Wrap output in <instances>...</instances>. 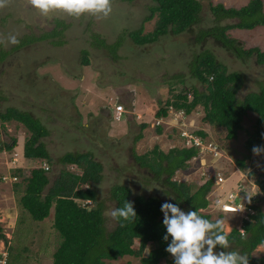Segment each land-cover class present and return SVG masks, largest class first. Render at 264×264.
I'll return each instance as SVG.
<instances>
[{
  "label": "rangeland",
  "instance_id": "rangeland-1",
  "mask_svg": "<svg viewBox=\"0 0 264 264\" xmlns=\"http://www.w3.org/2000/svg\"><path fill=\"white\" fill-rule=\"evenodd\" d=\"M248 1L200 0L201 20L192 31L161 35L155 42L137 45L124 33L142 24L155 0H112V12L107 18L90 14L77 18L61 11L44 16L28 0H10L0 9V112L7 107H17L31 113L46 127L48 134L40 140L51 157V162L45 163L49 166L50 178L63 168L58 159L65 152L91 151L94 159L102 163V179L95 187L98 199L103 201V224L107 230L116 225L110 215L116 209L113 186H128L133 195L150 196L159 191L150 169L141 167L135 157L152 149L155 143L165 150L188 145L177 138V134L187 139L184 132L202 129L206 132L205 142H201L200 147L202 153L190 159L183 171L176 170L173 179L198 186L205 181L206 175H213L214 180L221 175L223 181L213 182L206 195L209 204L200 211L208 213L211 219L223 220L225 232L233 227L240 229L245 216L243 209L224 211L221 206H216V201L224 199V193L234 187L236 190V186L242 184L243 202L248 200L247 195L252 196L250 200L257 197L255 204L264 213V200H260L261 193L254 183L259 173L254 167L260 164L262 155L249 154L245 169H240L235 161L246 154L245 140L255 129L256 113H245L241 121L243 128L233 139L227 138L224 127L203 122L201 105L188 115L171 108L166 117L156 118L154 114L171 93L185 87H200L198 79L189 74L187 64L203 48L209 47L226 65L227 71L241 72L243 85L237 92L238 97L264 86V64L256 63L254 55L242 62L214 46L210 40L201 45L194 42L200 27L213 25L210 4L222 3L226 7L238 8ZM56 20L66 25V43L62 46H52L48 38L19 47L8 42L9 36L14 35L21 42L26 40V35L39 36L48 32ZM155 20L156 16L145 22L143 32L151 30ZM227 33L239 40L244 48L258 47L264 51V26L251 30L236 28ZM92 34L100 35L107 43L120 36L115 55L106 48L93 45ZM84 49L88 51V65L83 64ZM176 74L182 77L172 79ZM117 103L123 105L122 118L118 121L109 118L106 110L109 108L114 112ZM142 122L148 125L142 129L143 137L134 142ZM158 125L162 127L161 133L156 131ZM30 134L21 122L0 119V148L16 139L14 148L0 150V225L7 239L6 242L0 239V264H51L52 254L61 241L53 226L54 203L49 215L39 221L20 202L28 185L24 177H29L40 162L23 156L22 147ZM170 141L173 143L169 144ZM67 168L79 172L73 165ZM252 169H256L253 175L249 172ZM227 181L228 189L225 187ZM51 183L44 187L42 194ZM78 202L92 205L86 200ZM151 247L148 244L142 255L146 256ZM251 255H264V243L258 245ZM104 262L140 264V257L123 255L104 259Z\"/></svg>",
  "mask_w": 264,
  "mask_h": 264
},
{
  "label": "trees",
  "instance_id": "trees-1",
  "mask_svg": "<svg viewBox=\"0 0 264 264\" xmlns=\"http://www.w3.org/2000/svg\"><path fill=\"white\" fill-rule=\"evenodd\" d=\"M122 1L131 2L132 0ZM155 1L142 24L137 29L124 33L137 45L155 42L161 35H176L192 31L201 20L200 0ZM210 12L213 15V25L200 27L194 38L195 43L201 45L210 40L214 46L242 62L254 55L256 63L264 64V51L258 47L244 48L239 40L230 37L227 33L228 30L236 28L251 30L257 26H264L263 0H249L238 8L226 7L222 3L210 4ZM155 16L156 20L151 30L143 32V24L151 21ZM226 20L232 21L223 22ZM65 26L62 21L56 20L52 30L39 36L26 35V40L19 42L15 47L47 38L52 46H62L66 43ZM120 39L118 36L114 42L107 43L100 35L92 34L91 43L96 47L106 48L115 55ZM87 56L88 51L82 50L85 65L90 63ZM187 66L189 74L201 83L200 87H185L178 92H173L170 87V92L173 93L165 98L162 104H160L161 100L158 102L160 106L154 116L166 117L169 108L174 112L182 111L183 115H188L197 105H201L204 109L203 122L224 127L227 138L233 139L237 136V131L243 128L241 121L245 113L248 111L256 113L255 129L245 140L246 154L235 159L237 166L245 169V160L249 154H252L253 146H264V135H262L264 134V86L238 97L237 92L243 85L241 72L227 71L226 65L209 47L197 52ZM181 77V74H176L172 76V79ZM0 119L21 122L30 130V137L22 147L24 157L36 162L40 161L39 164L51 162L49 152L40 140L48 134V130L40 120L17 107H7L4 112H0ZM147 125L146 122L140 124V130L134 142L142 137V129ZM156 131L161 133L162 127L158 125ZM189 134L192 136L190 141L198 136L202 143L205 142L204 130H195ZM181 136L177 134L178 138ZM182 139L185 143L186 138ZM15 146L16 139L13 138L11 143L4 144L0 150ZM201 153L200 146L193 143L181 147L174 146L166 152L160 150L158 144H155L152 149L136 156L141 167L150 169L152 180L157 182L159 191L150 196L133 195L128 186H113L111 190L112 197L116 200V208H122L127 200L132 201L137 215L129 220L115 218L116 225L112 230H107L103 224V201L98 199V191L95 187L102 179L103 166L100 161L94 159L91 151L63 153L58 159L63 168L51 178L47 172L49 166L47 165L48 169H45L42 164L40 166L38 164L31 170L29 177H24L28 185L20 202L32 217L39 221L49 215L50 207L54 203L53 226L58 231L61 241L52 254L51 264H105L104 259H116L123 255L140 257V264H161L163 261L173 264L171 255L165 251L171 237L169 241L162 239L166 229L162 224L161 204L165 201L176 203L185 211L196 210L205 219L217 220L211 219L208 213L200 211L209 204L206 195L214 182L213 175H206L205 181L198 186L188 181L173 179L176 170L185 169L188 161ZM261 155L260 164L257 163L254 167L259 169L254 183L261 193L260 200H264V153ZM69 165H75L79 172L70 171L67 168ZM256 169L249 172L253 175ZM51 181L47 191L42 194L44 187ZM76 199L90 200L92 205H82ZM256 199L257 197L247 202L241 228L233 227L229 231L231 248L227 250L247 254L249 264H264V255L259 257L251 255L253 250L264 242V213L255 204ZM0 239L7 241L1 225ZM148 244L152 247L147 255L143 256L142 253ZM216 250L223 249L218 246Z\"/></svg>",
  "mask_w": 264,
  "mask_h": 264
},
{
  "label": "clouds",
  "instance_id": "clouds-1",
  "mask_svg": "<svg viewBox=\"0 0 264 264\" xmlns=\"http://www.w3.org/2000/svg\"><path fill=\"white\" fill-rule=\"evenodd\" d=\"M9 3L10 0H0V9ZM28 3L44 16L61 11L77 18L84 14L107 18L112 12V0H28ZM8 42L19 43L14 35L8 37ZM251 151L254 155H260L264 153V146H253ZM251 197L247 195L249 200ZM223 202L217 200L216 206L220 207ZM160 212L166 229L162 239L169 241L171 237L165 251L171 255L173 264H249L247 254L227 250L231 248L230 233L224 231L223 220L205 219L196 210L185 211L179 204L168 201L161 204ZM110 215L114 219L129 220L135 218L137 213L133 202L127 200L122 208L113 209ZM218 246L223 250L217 251Z\"/></svg>",
  "mask_w": 264,
  "mask_h": 264
},
{
  "label": "built area",
  "instance_id": "built-area-1",
  "mask_svg": "<svg viewBox=\"0 0 264 264\" xmlns=\"http://www.w3.org/2000/svg\"><path fill=\"white\" fill-rule=\"evenodd\" d=\"M114 118L116 120H119L122 116V112H123V105L121 103H117L115 104V109H114ZM184 135L186 134L187 139H186V143L188 144H195V145H199L200 146V139L198 137H193V140L190 141V138H192V136L189 133H183ZM44 168L48 169L47 164L44 163ZM220 181H223V177L221 175H218L214 182L215 183H220ZM240 183V182H239ZM235 187L233 188V190L228 191L226 193H224V199H220L218 198L217 200H222L224 201L223 204L221 205V209L224 211H238L239 209H243V211L245 212L247 210L246 208V204L247 202H249L250 200L246 199L245 201L247 202H243L242 200V192L244 191V187L242 184H238L236 186V190H234ZM88 202H91L90 200H86Z\"/></svg>",
  "mask_w": 264,
  "mask_h": 264
},
{
  "label": "crops",
  "instance_id": "crops-1",
  "mask_svg": "<svg viewBox=\"0 0 264 264\" xmlns=\"http://www.w3.org/2000/svg\"><path fill=\"white\" fill-rule=\"evenodd\" d=\"M106 110H107V112H108V115L107 116H109V118L111 117V119L114 117V112H113V110H110L109 108H106ZM113 120H115L114 118H113ZM185 129V128H184ZM180 131H182L181 129H179ZM178 130V131H179ZM180 131H179V133H180ZM179 136H180V134H179ZM143 137V136H142ZM177 137V136H176ZM178 138V137H177ZM141 139V138H140ZM182 141H183V139L182 138H180ZM169 140H173V139H169ZM169 144H172L173 142L172 141H170V142H168ZM154 144V143H153ZM155 144H157V143H155ZM155 144H154V146H155ZM153 146V147H154ZM159 146V145H158ZM160 150H162V151H168L169 150V148H167L166 150L165 149H163V147H160ZM85 151H87V150H84V151H79V152H85ZM72 166V165H71ZM73 167L74 168H77L75 165H73ZM78 169V168H77ZM180 171H183V169H179ZM234 181V180H233ZM228 183V181L226 182V184H225V187H226V189H228V187H229V183ZM47 191V190H46ZM53 211H54V209H53ZM53 219H54V216H53ZM264 243V242H263ZM260 245V244H259Z\"/></svg>",
  "mask_w": 264,
  "mask_h": 264
}]
</instances>
